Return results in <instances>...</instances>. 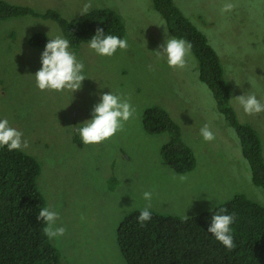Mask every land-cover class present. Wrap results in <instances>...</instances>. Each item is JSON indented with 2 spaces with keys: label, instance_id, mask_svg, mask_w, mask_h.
Here are the masks:
<instances>
[{
  "label": "rangeland",
  "instance_id": "374dc122",
  "mask_svg": "<svg viewBox=\"0 0 264 264\" xmlns=\"http://www.w3.org/2000/svg\"><path fill=\"white\" fill-rule=\"evenodd\" d=\"M31 9L49 10L66 21L92 10L109 9L123 22L128 48L110 57L82 43L74 52L85 65L81 88L71 93L44 90L33 76L41 67L46 43L59 26L51 19L25 15L0 21V120L23 133L21 151L41 164L37 185L46 207L59 212L64 236L49 239L61 264H125L116 230L127 215L147 204L150 211L181 218L199 215L241 194L264 206V192L251 182L236 130L218 111L208 87L199 80L191 51L184 68L169 67L155 51L164 43L161 15L152 0H2ZM206 37L219 57L231 91L230 105L240 124L257 131L264 158V112L247 115L233 99L255 94L264 103V0H172ZM231 3L230 11L222 12ZM85 5H90L85 12ZM167 34H169L167 27ZM33 39L38 43L31 44ZM64 38V37H63ZM112 92L135 108L124 129L99 144H82L73 128L91 119L100 96ZM164 109L179 128L180 142L194 157L191 171L177 173L163 156L168 133H149L144 111ZM208 124L215 140L206 142L200 128ZM174 175H186L181 183Z\"/></svg>",
  "mask_w": 264,
  "mask_h": 264
},
{
  "label": "trees",
  "instance_id": "16d2710c",
  "mask_svg": "<svg viewBox=\"0 0 264 264\" xmlns=\"http://www.w3.org/2000/svg\"><path fill=\"white\" fill-rule=\"evenodd\" d=\"M154 9L164 19L169 34L185 38L192 44L198 63L199 80L212 92L218 111L236 130L242 157L250 169L251 182L264 192V158L257 131L249 124H240L230 105L231 91L224 79L219 57L206 37L180 12L172 0H152ZM31 15L53 20L69 47L77 49L89 43L96 29L105 34L124 37L120 17L109 9L92 10L66 21L49 10L36 14L31 9L0 0V21ZM33 36L29 43L34 44ZM43 39V38H42ZM37 45H40L38 43ZM143 125L149 133H168L171 139L162 147L167 164L177 173L189 172L194 166L192 152L180 142L179 128L168 113L159 107L144 111ZM41 164L21 151L0 147V264H61L59 251L42 231L39 210L46 207L37 182ZM226 208L234 214L230 226L236 247L227 250L207 232L211 216ZM140 210L125 216L116 230L117 246L125 264H264V206L245 195L191 216L187 221L174 216L152 213L144 226L138 222Z\"/></svg>",
  "mask_w": 264,
  "mask_h": 264
},
{
  "label": "clouds",
  "instance_id": "9594fccd",
  "mask_svg": "<svg viewBox=\"0 0 264 264\" xmlns=\"http://www.w3.org/2000/svg\"><path fill=\"white\" fill-rule=\"evenodd\" d=\"M90 5H85L86 12ZM234 7L231 3L223 5L221 11H230ZM165 37L164 43L159 46L158 51L154 53L161 60H166L169 67L184 68L186 66V57L191 54L192 44L185 38H177L167 34V27L163 24ZM89 48L101 56H112L118 49L126 50L128 43L125 38L116 35L105 34L103 29L97 28L95 35L89 40ZM41 67L33 75L36 86L39 90L63 91L68 89L72 92L81 88V82L87 77L83 75L84 63L78 61L74 52L69 50V40L57 35L49 39L43 52L41 53ZM235 99L243 112L247 115H255L264 112V103L257 99L255 94H243L236 96ZM135 113V108L130 101L122 98L121 95L112 92L100 96L99 103L95 104L91 113V119L85 120L73 128L84 145L99 144L123 131L124 125ZM200 135L206 142L215 140V133L206 123L200 128ZM7 147L9 151L21 150L28 147V142L23 139V133L9 125L5 118L0 120V147ZM173 180L185 182L186 175H174ZM143 198L148 204L140 210L137 217L141 226L151 220V192H144ZM227 213L226 208H221L219 213L211 216V224L207 230L214 238L220 242L227 250H234L233 235L231 234V225L235 221L234 214ZM37 220H43L45 227L42 229L44 235L49 239L59 238L66 234L67 228L63 225L57 226L60 219L59 212L49 207H43L39 210ZM187 221L189 217H182Z\"/></svg>",
  "mask_w": 264,
  "mask_h": 264
}]
</instances>
